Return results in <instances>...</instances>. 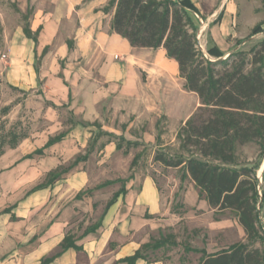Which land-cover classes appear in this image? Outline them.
Here are the masks:
<instances>
[{"label": "crops", "instance_id": "crops-1", "mask_svg": "<svg viewBox=\"0 0 264 264\" xmlns=\"http://www.w3.org/2000/svg\"><path fill=\"white\" fill-rule=\"evenodd\" d=\"M50 1L48 8L36 9L25 24L32 33L39 31L36 44L24 36L21 24H11L7 19L6 23L0 21V82L24 95L16 105L15 95L11 99V93L5 95L6 100H10L4 103V97L0 96V107L12 104L8 116L34 111L42 120L40 129L25 135L16 147L3 148L0 155V264H40L60 252L59 245L67 234L73 236L81 250L68 249L49 264H127L122 260L134 255L143 245L151 244L159 229L176 226L149 172L140 179L137 173L128 174L132 177L125 183V194L119 195L106 211L100 226L86 234L85 230L96 224L103 212L99 214V207L91 202L95 196L92 191L75 199L78 193L92 190L90 173L84 165L93 151L89 150L86 161L69 168L52 185L35 192L31 190L43 183L50 172L86 154L91 136L88 131L94 123L101 125L105 133L139 142L138 146L145 143L153 147L152 124L138 137H132V127L143 121H139L141 111H132L148 108L153 98H156V108H164L170 103L172 92L187 93L185 81L179 76L176 62L167 58L163 48H132L112 31L113 9L106 14L102 11L110 0ZM223 6L218 27L236 25L241 18L234 0ZM18 9L20 13L25 11L21 4ZM3 11L0 10L1 15ZM254 25L250 26L251 30ZM64 27L65 39L61 37ZM226 31L231 33L229 29ZM231 39L235 42L241 38L233 33ZM66 41L70 42V48ZM217 41L213 39L222 52L228 49L220 47ZM173 85L180 91L170 89ZM34 92L40 93L34 96ZM34 99H39L38 103ZM32 101L38 108H30ZM45 103L48 105L43 107ZM111 103L112 108L107 107ZM113 106L118 107V112ZM123 114L127 118L118 123L108 121L111 115L121 118ZM62 115L68 118L64 120ZM130 115L136 117L131 120ZM61 133L64 137L59 142L44 148L50 138ZM36 150L41 153H34ZM99 153L103 155L102 163L111 162L112 158L131 163L136 155L130 159L131 153L122 148L117 150L113 141L104 142ZM153 158L154 150L150 163L154 162ZM130 163L120 173L123 179ZM111 172L119 175L113 170L108 174ZM191 195L188 189L183 198L186 208H202L206 213L215 211L204 199L197 201L196 195ZM186 219V225L192 229L212 230L221 236L233 225L232 221L221 219L207 228L202 220L195 225L190 217ZM234 223L238 225L237 219ZM70 229L72 232H68ZM236 242L229 240L221 246L207 244L204 251L208 255L215 254ZM161 248L146 249L144 255ZM174 254L175 251H168L165 258L138 259L134 264H199L201 260L200 253L197 260L192 261L190 255H196L193 251L186 260L181 254L177 257Z\"/></svg>", "mask_w": 264, "mask_h": 264}, {"label": "trees", "instance_id": "trees-1", "mask_svg": "<svg viewBox=\"0 0 264 264\" xmlns=\"http://www.w3.org/2000/svg\"><path fill=\"white\" fill-rule=\"evenodd\" d=\"M112 9V31L132 48H163L167 58L176 62L179 76L185 81L184 88L199 100L200 106L177 133L181 149L191 156L184 160L182 157L155 154L153 161L166 168H183V177L189 178L208 206L218 212L228 210L234 213L244 231V242L234 243L215 254L197 251L201 253L199 264H264V192L259 191L257 184V167H238L236 163L237 146L252 142L264 145V40L251 49L250 59L242 52H233L228 58L221 59L224 55L216 47H211L208 54L217 61H210L196 50L197 28L189 12L196 14L197 8L190 0H110L103 12L108 13ZM220 18L221 15L218 16ZM262 32V25H257L251 30V36ZM38 33H32L28 25L23 27L24 36L35 44ZM7 113L8 108L1 110L2 115ZM63 137L64 133H61L50 138L44 148ZM115 138L117 150L121 149V142L134 145L121 137ZM10 141L7 147L17 146L14 136ZM34 153L40 154L41 150ZM88 154L89 151L76 157L68 168L58 167L50 172L44 182L31 192L52 185L69 168L86 161ZM138 159V156L132 159L130 169ZM130 178L118 180L121 187L105 204L99 221L87 228L84 234L100 226L106 211L119 195L125 194V183ZM114 183L106 182V185ZM85 195L87 192H80L75 199ZM166 243L167 239L160 237L152 244L143 245L122 262L134 264L138 259L148 261L144 251L160 249ZM59 247L60 252L52 258L43 259L40 264H49L68 249L81 250L70 234L63 238Z\"/></svg>", "mask_w": 264, "mask_h": 264}, {"label": "rangeland", "instance_id": "rangeland-1", "mask_svg": "<svg viewBox=\"0 0 264 264\" xmlns=\"http://www.w3.org/2000/svg\"><path fill=\"white\" fill-rule=\"evenodd\" d=\"M230 1L231 0H191V2L197 8L196 14L189 12V17L197 28L195 34L196 50L206 60L217 61V59L208 54V50L211 47H216L224 55L221 59L228 58V56L233 52H242L245 54L247 59H250L251 49L257 46L259 42L264 40V28H262V33L254 36H251L250 29L252 24H255L254 26L264 25V0H234L236 6L235 8L239 12L238 15L241 18L240 21L234 26L231 24V27L228 25L218 27V24L220 23L218 16L221 15L222 10L225 9V6L223 5H226ZM50 2V0H16L12 3L10 0H0V10H4L2 12L3 16L0 12V21L6 23L7 19L8 22H11V24H21L23 27L26 23H28L29 19L33 17L36 9L38 11L40 8H48L47 6L50 4ZM20 4L24 8L23 10H25L24 13H20L18 9V5ZM7 8H9V10H7ZM6 13L11 15L14 14V16L7 17L8 15H6ZM228 29L231 30V33L226 31ZM217 33L220 34L222 41L219 40ZM233 33L236 34L237 38L241 39H235V42H233L231 39ZM61 34V37L65 39L67 35L65 27L62 29ZM214 38L218 40L217 42L220 44V47L223 49L228 47V49L222 52L213 42ZM66 43L68 44L70 42L66 41ZM170 89L173 91H180V88L176 85H173ZM37 90L39 91L40 89ZM12 91L10 90V87L0 82V96L4 97V101L2 103L9 101L13 95H15V105L20 100H23L24 95L22 92L18 94L14 90ZM10 93V99L8 98L9 100H6L5 95ZM39 93L40 92H34L33 95L35 96ZM153 99L154 100L149 101L150 105L148 108H134L132 112H137L138 110L141 111V117L139 121H143H141L137 127H132L130 132L131 135H133L132 137H134V135L135 137H138L140 132L144 133L147 131L148 125L152 124L154 126L152 132L154 133L155 145L150 147L148 144L146 145L145 143H142L140 146H138L139 142H136L133 146H128L126 143L121 142L122 150H127L129 153H131L130 159L134 154H136L135 156L139 157L136 165L128 170L125 179L121 177L120 173H122L123 170L129 166L130 162L112 158L111 162H108L109 160H107L102 163L103 155H100L99 153L100 147H103L104 142L113 141L117 143L115 135L112 134L114 137L105 135L101 125L98 123H94L91 131H88V133H91V136L88 140V148L86 151L91 150L93 152L92 157L84 165V167L90 173L92 189L86 192L89 195L91 191L95 193V196L91 202L94 201L95 206L99 207L100 214V211L103 210L105 204L112 198L113 194L116 193L113 190H117V188L121 187V184L118 182V180H126L129 177L128 174L131 173H137L140 179L142 174L149 172L155 181L163 204H165V206L170 209L172 218L175 220L174 222H176L174 229H159L158 233L154 235V238L156 239H154L152 242L160 240L161 237L167 239L168 243L162 247L163 249L161 248V250L157 251L156 253H152L151 255L148 254L147 256H149V260L165 258V255L168 251H175V257L181 254L183 259L186 260V258L189 257L188 254L191 252L190 250H196L193 251L196 253V255H190L192 261H196L197 256L200 255V252L197 251L204 250L207 244L210 246H221L223 243H229V240L244 242V231L238 223V225L234 223L236 219L234 213H220L216 210L212 211V213L211 211L206 213V210H203L200 207L199 210L197 207H193V210L190 209V206L187 208L185 207L183 198L188 189L192 194L191 196L196 195L194 199H197V201H202L204 198L203 196H199L198 190L195 188L194 184L189 180V178L183 177V168L167 169L164 166L159 165V163H150L153 150L154 155L164 154L167 157H182L184 160L191 156V154L181 149L180 141L177 139V133L200 106L197 96L193 93H189L188 91L187 93L172 92L171 101L170 103L168 102L164 108H156V105H154L156 103V98ZM35 100L38 103L39 99H34V101ZM34 101H32L33 104L30 105V108H38L34 104L36 101ZM47 105L48 104L45 103L43 107ZM112 105L113 104L111 103L107 105V107L112 108ZM11 106L12 104L10 106L4 105L3 107H0V151L2 148H6L8 145H10V139L12 136H14L15 140L18 142L28 133H33L32 130L40 129L42 124V120L34 111H31V113H27L25 115L23 113L11 114L9 116L8 113L5 115L1 114V110L3 108H8L9 112ZM113 108H116V112H118L117 106H113ZM122 109L123 108L120 110ZM143 111L144 113L142 114ZM123 113L125 112L123 111ZM62 116H64V120L65 118H68V115ZM23 117H25V119H23ZM124 117L127 118L125 114H123V117L121 118L118 115H111L107 118L108 121L112 122L113 124L114 122L118 123ZM135 117L136 115H130L131 120H133ZM127 120H129V117ZM85 136L86 134L84 137ZM120 137L123 138L122 136ZM124 141L130 142L126 141L125 139ZM72 163L73 162H69L60 168H68L70 165H72ZM236 163L238 167H257V184L259 191L264 192V145L261 146V144L258 142H252L244 146H237ZM110 170H113V172H116V174H119L120 176L113 175L112 172L111 174H108ZM113 181H115L114 184L106 185V182ZM190 186H193V189ZM188 217H190L191 222H194L195 225H197L199 220H202L204 226L207 228H210V225H212L216 220L221 219L232 221L233 227L229 226L226 228L222 236L216 235V233H214L212 230L206 231L204 229H192V226L188 227V225H186V222H188V219L186 218ZM262 222L264 223L263 220ZM74 228L75 227H73V229ZM73 229H70L68 232H72ZM173 243H176V245L172 246ZM144 252H146V250Z\"/></svg>", "mask_w": 264, "mask_h": 264}]
</instances>
